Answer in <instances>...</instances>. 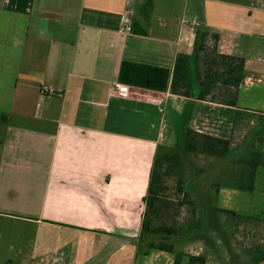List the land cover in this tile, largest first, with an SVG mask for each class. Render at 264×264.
<instances>
[{
  "label": "crops",
  "instance_id": "obj_1",
  "mask_svg": "<svg viewBox=\"0 0 264 264\" xmlns=\"http://www.w3.org/2000/svg\"><path fill=\"white\" fill-rule=\"evenodd\" d=\"M202 27L219 35L221 54L246 61L237 108L169 90L118 92L123 62L173 71ZM262 80L264 0H0V222L35 233L6 242L11 227L1 224L0 264H175L178 253L188 264L203 255L138 246L156 157L166 135L230 139L237 111L264 116Z\"/></svg>",
  "mask_w": 264,
  "mask_h": 264
},
{
  "label": "trees",
  "instance_id": "obj_2",
  "mask_svg": "<svg viewBox=\"0 0 264 264\" xmlns=\"http://www.w3.org/2000/svg\"><path fill=\"white\" fill-rule=\"evenodd\" d=\"M218 43V34L211 33L203 27L199 28L196 31L192 53L178 55L173 71L125 61L120 67L119 83L155 92L169 90L182 98L237 108L239 92L246 79V61L240 57L221 54L218 51ZM243 114L242 111L236 112L234 133ZM234 143V136L224 139L186 129L181 133L178 145L167 151L159 150L148 195L144 200L146 210L138 239L140 249L145 252L155 250L175 253L177 243L199 236V240L215 248L219 254L217 259L223 264H264V247L258 245L243 248L241 255H234L229 239L223 235L221 216L225 217V222L227 221L230 228H237L245 223L264 224V220L238 215L235 211L222 209L216 205L208 206L207 203L210 204L211 201L204 192L201 193L199 190L198 174H195L193 169L195 164L188 161L189 156H204L218 161L231 159L232 165L224 168L213 182L212 188L215 193H219L221 188L253 193L257 186L259 169L264 167V150L251 152L241 159H234L233 154L238 150L234 148ZM174 172L181 175L178 179L179 192H182L187 180H192L195 183L196 192L200 194L196 200L200 206V212L195 213L193 209V214L180 226L170 225L165 221L171 217L172 206L165 195V178ZM188 197V193H185L179 206L190 204ZM191 204L194 208L195 203ZM209 231L214 234L219 233L220 237L226 241L221 242L223 246L227 244L226 254L219 249L220 241L214 240ZM183 256L182 253L176 254L175 264H181ZM207 262V255H188V264H207Z\"/></svg>",
  "mask_w": 264,
  "mask_h": 264
},
{
  "label": "rangeland",
  "instance_id": "obj_3",
  "mask_svg": "<svg viewBox=\"0 0 264 264\" xmlns=\"http://www.w3.org/2000/svg\"><path fill=\"white\" fill-rule=\"evenodd\" d=\"M257 80L258 79L255 80L256 83L254 84L261 85V82H257ZM243 115H245L243 126H238L234 133V148H238L235 154H233L235 156L234 159H241L247 157L251 152L264 150V116H249L247 114ZM172 138L173 137L170 138L168 135H166V143L163 144L165 146L161 148L162 151H167L168 148L166 147L168 146L172 145L175 147L179 144L180 138L176 142L174 140L171 142L167 141L172 140ZM188 161H191L195 164L193 169L195 170L194 173L198 174L197 181H199V190H201V193L204 192L211 201L210 204L207 203L208 206L212 204L219 208H229L231 205L232 209L235 210L238 215L246 217L251 216L264 220V167L259 169V191H255L253 193L239 191L236 193V200H234L235 197L233 195L221 196L219 193H215L214 189L212 188L213 182L217 175L222 173L224 168L226 169L227 166L232 165L231 159L226 161H218L215 159L206 158L204 156H189ZM166 167L164 169H166ZM237 167L238 166H236V168ZM177 172H174L171 176L165 178V195L172 203L170 209L171 217L170 219H165V221L170 225L172 224L180 226L183 225L184 222L193 214V209L196 211L195 213L200 212V206L196 203V200L200 194L198 191L196 192L195 183L192 180H187V184L184 185V189L182 192H179L177 189L178 179L181 177V175H179ZM184 178L186 179V177ZM185 193H188L189 201L191 203H195L194 208L193 204L191 203L188 205L179 206V203H181L184 199ZM225 220V217L221 216V222L223 223L221 224L223 225L222 229L224 232L223 235L229 239L232 251H234V255H241L243 248H251L256 245L264 247V224L245 223L240 224L237 228H230V225L227 223V221L225 222ZM1 224L11 227V229L6 230V242H13V240L28 242L34 239V231H28L29 228H27L22 222H0V225ZM205 230L207 231V229ZM210 236L214 240L220 241V245L218 244L219 249H222L221 251H224L225 253V250L227 251V244L225 243V246L221 244V242L226 241L220 237L219 233L214 234L211 231ZM191 238L194 240H184L177 243L175 249L178 251H185L188 254H194L195 252H198L199 248H201V253L203 252L204 255L208 256L210 264H223L219 259H217L219 258V254L215 251V248H211L208 243L199 240V236H193ZM218 238L219 240H217ZM196 244L199 245L198 248H196ZM221 253L223 254V252ZM223 255L220 254L221 257H223Z\"/></svg>",
  "mask_w": 264,
  "mask_h": 264
},
{
  "label": "built area",
  "instance_id": "obj_4",
  "mask_svg": "<svg viewBox=\"0 0 264 264\" xmlns=\"http://www.w3.org/2000/svg\"><path fill=\"white\" fill-rule=\"evenodd\" d=\"M123 25H124V28L127 32H130L131 31V25L127 24V22L124 20L123 21ZM129 87L128 85H124V84H121V83H118L116 85V89L118 90L119 93H121L122 95H128L129 93ZM51 91V88L49 87H45L42 92L43 93H49Z\"/></svg>",
  "mask_w": 264,
  "mask_h": 264
}]
</instances>
